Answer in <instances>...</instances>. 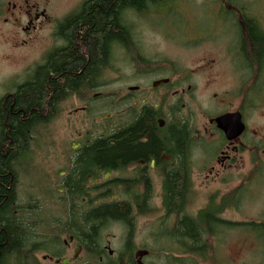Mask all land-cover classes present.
<instances>
[{
    "label": "flooded vegetation",
    "instance_id": "af4514ba",
    "mask_svg": "<svg viewBox=\"0 0 264 264\" xmlns=\"http://www.w3.org/2000/svg\"><path fill=\"white\" fill-rule=\"evenodd\" d=\"M222 3L235 30L231 66L261 83L264 25L232 3ZM67 18L54 20L43 9V0H0V43L8 51H0V58L21 60L17 66H0V210L5 214L0 216V264H139L136 254L144 250L133 255L128 247L134 225L102 216L127 212L134 218L142 208L174 215L176 211L170 213L163 204L169 195L166 185H173L177 199L185 195L190 201L195 184L203 183V171L208 173L204 183L229 184L235 171L244 181L258 177L264 169V135L253 131L251 136L247 121L264 98L252 100L246 88L249 78L242 83L240 105L209 118L202 127L201 90L187 79V72L180 66L146 64L134 50V108L128 110L123 101L125 110L104 113L100 90L79 99L71 89L77 73L75 48L69 42L74 25L62 28ZM46 41L48 47L38 56L22 53ZM118 49L128 53L112 42L110 64ZM82 53L87 63L80 73L89 78L90 58L86 49ZM105 69L96 76L98 89L104 85ZM75 100L83 105L70 112ZM96 102L98 111L93 109ZM228 114L242 126L241 135L232 141L216 121ZM133 121L134 144L118 143V131ZM203 141L222 144L208 148L202 147ZM224 198H208L199 211L210 208L226 214L228 201L219 203ZM190 206H185L186 213ZM112 225L128 232L125 252L113 250L110 238L96 241ZM91 232L96 240L89 244Z\"/></svg>",
    "mask_w": 264,
    "mask_h": 264
},
{
    "label": "rangeland",
    "instance_id": "374dc122",
    "mask_svg": "<svg viewBox=\"0 0 264 264\" xmlns=\"http://www.w3.org/2000/svg\"><path fill=\"white\" fill-rule=\"evenodd\" d=\"M85 1L43 0V9L54 20L61 21L76 13ZM223 1H226V7L227 3H232L236 10H243V14L256 22L261 21L264 25V0H165L155 8L152 6L141 13H131L126 24L133 35L132 51L125 54L118 49L112 57V64L105 69L104 85L97 92L104 97L102 111L121 112L125 110L123 101L128 110L132 111L134 108V50L138 51L137 54H142L146 64L151 62L154 67L170 68L180 66L187 72V79L193 81L201 90L202 127L207 125L209 118L216 119L220 112L237 108L241 103L242 83L251 77H243L244 73L234 71L231 66L233 57L229 51L232 45L231 36L235 30L226 19L229 14ZM48 45V41L37 42L22 53L33 58ZM0 51L8 52L7 47L1 43ZM19 64V58L10 62L0 58V66ZM191 74L194 76L190 77ZM260 75L261 83L256 84L251 78L246 86L250 89V96L254 101L259 95L264 98V69ZM95 93V90L91 91L89 97H93ZM117 104L119 105L115 108ZM82 105L75 100L69 111L77 110ZM97 106L98 102L93 106L95 111H98ZM196 108L198 110V105ZM247 122L251 136L253 131L264 135V100L257 103V109L251 111ZM230 137V141L235 138ZM55 142L61 143L59 139ZM221 144V141H215L214 144L203 141L202 147L219 149ZM207 174L203 171V183L195 184L193 195L190 196V201L188 200L191 205L188 214L197 215L200 208L206 205L208 198L215 200L218 196H225L219 203L227 200L230 210L220 215L222 220L230 223L264 224V169L258 177L247 181L243 180L242 174L235 171L229 184L204 183ZM165 217L162 212L155 210L136 216V228L129 248L133 250V255L137 250L149 251L151 255L145 264H180L174 261L179 257L188 259L186 264H194L193 261H196V264H264V237L260 238L257 232L247 228L225 229L215 239H209L205 260L180 255L179 251L165 252L164 248L169 240L164 233L174 222L169 220L168 224ZM127 233L123 227L112 225L103 231L96 241L105 243L110 238L113 250L125 252ZM172 256L174 258H171ZM85 259L87 255L84 256ZM86 261L82 264L115 263H85Z\"/></svg>",
    "mask_w": 264,
    "mask_h": 264
},
{
    "label": "trees",
    "instance_id": "16d2710c",
    "mask_svg": "<svg viewBox=\"0 0 264 264\" xmlns=\"http://www.w3.org/2000/svg\"><path fill=\"white\" fill-rule=\"evenodd\" d=\"M163 2H165V0H86L76 13H73L63 22L62 28L64 27V30L69 24L74 25V34L69 42H72L75 48V69L77 75L75 77L74 86H72L71 89H73L76 97L79 99H88L91 98L89 97L91 91L98 90L96 76H98L99 70L103 66L106 65L107 68L110 64L109 47L112 42L117 41L123 45L125 51L129 54L131 53L133 35L126 24L129 15L131 13H141L150 9L152 6L155 8ZM80 30L81 34L78 35L77 33ZM115 32H117V34H115ZM82 48L87 50V54L90 58L89 78L82 77L80 73L82 68H86L87 63L82 53ZM84 82H87V85H85ZM83 83L84 85L82 86L81 84ZM43 91L46 92L45 86L43 87ZM16 138L18 137L16 136ZM116 140L120 144H134V121L118 131ZM166 186L169 195L165 196L163 204L170 213L176 211V214L165 215V220L166 218L168 219V224L169 220L174 221L170 229L164 233L169 240V243L164 248L165 252L179 251L180 255H187L191 258L205 260L209 247L207 241L211 238L215 239L225 229H253L259 234L260 238L264 237V224L255 225L226 222L210 208L202 209L195 216L186 213L185 206L188 204V200L184 199V193L182 192V199H177L171 192L173 185L167 184ZM125 205L128 204L125 203ZM183 206L184 208H182ZM140 208L142 207L140 206ZM147 212L148 210L142 208L139 215L141 216ZM3 213L4 211L0 210L1 217L5 215ZM126 213H110L102 217L109 216L125 224L134 225L135 230L137 215H134L133 218V216ZM96 218H100V216L96 214ZM3 224V220L0 219V227L3 226ZM80 234L84 235L83 232H80ZM95 240L93 232H91V236L87 238L86 242L91 244ZM128 247H130V242L128 243ZM171 258L174 257L172 256ZM187 260L183 257L174 259V261L180 264H186ZM193 262L196 264V261ZM120 264L124 263L121 262ZM127 264L136 263L129 262Z\"/></svg>",
    "mask_w": 264,
    "mask_h": 264
},
{
    "label": "water",
    "instance_id": "95a60500",
    "mask_svg": "<svg viewBox=\"0 0 264 264\" xmlns=\"http://www.w3.org/2000/svg\"><path fill=\"white\" fill-rule=\"evenodd\" d=\"M134 90V89H132ZM232 115H224L219 117L216 121L218 124V127L228 136V138H231V133L236 132L235 137L241 135L242 133V126L238 122H234L232 120ZM149 252L147 251H141L136 254V258L139 261L138 263L140 264V260L144 256H148ZM63 264H69V260H66Z\"/></svg>",
    "mask_w": 264,
    "mask_h": 264
}]
</instances>
